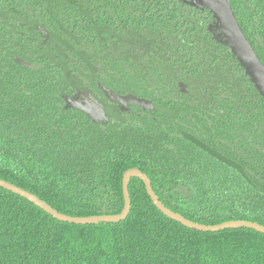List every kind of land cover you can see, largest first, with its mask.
I'll return each mask as SVG.
<instances>
[{
    "label": "trees",
    "instance_id": "obj_1",
    "mask_svg": "<svg viewBox=\"0 0 264 264\" xmlns=\"http://www.w3.org/2000/svg\"><path fill=\"white\" fill-rule=\"evenodd\" d=\"M229 5L264 67V0ZM82 93L102 120L73 107ZM131 169L189 221L264 226V99L213 15L198 0H0V180L110 216ZM128 192L125 220L81 226L0 188V264H264L263 234L190 230L138 179Z\"/></svg>",
    "mask_w": 264,
    "mask_h": 264
},
{
    "label": "water",
    "instance_id": "obj_2",
    "mask_svg": "<svg viewBox=\"0 0 264 264\" xmlns=\"http://www.w3.org/2000/svg\"><path fill=\"white\" fill-rule=\"evenodd\" d=\"M215 18L217 24L220 26L222 38L226 46L230 49L232 54L242 63L246 74L255 84L261 97L264 99V67L257 58L254 50L244 37L239 28L229 5V0H198ZM122 105L131 104L141 107L145 110L162 111L160 106L148 102L146 100L130 98V97H116ZM75 109L82 111L92 120H102L104 117V107L97 102L89 93L80 94L72 103ZM131 179H138L144 186L145 192L149 197L152 205L167 219L172 220L181 226L190 230H195L203 233H215L226 229H240L246 228L253 230L259 234L264 235V226L257 223L247 221H229L218 225L206 226L203 224L194 223L185 219L180 214H177L166 208L158 199L152 190L148 177L137 169H131L123 174L121 182V190L123 196V208L120 214L117 215H102L91 217H71L58 213L43 201L36 198L34 195L22 190L14 185L8 184L0 180V188L8 191L37 207L45 214L51 216L53 219L73 225H96L99 223H118L126 219L130 212V196L128 192V185Z\"/></svg>",
    "mask_w": 264,
    "mask_h": 264
}]
</instances>
